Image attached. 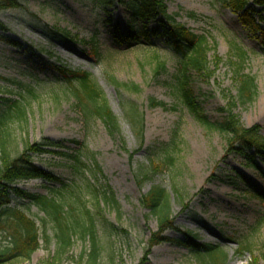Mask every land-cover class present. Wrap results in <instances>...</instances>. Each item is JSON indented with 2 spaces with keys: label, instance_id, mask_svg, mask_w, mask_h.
<instances>
[{
  "label": "rangeland",
  "instance_id": "374dc122",
  "mask_svg": "<svg viewBox=\"0 0 264 264\" xmlns=\"http://www.w3.org/2000/svg\"><path fill=\"white\" fill-rule=\"evenodd\" d=\"M19 1L20 9L0 13V98L20 102L26 112L25 120L9 124L7 149L14 156L27 147L33 166L72 189L61 191L56 199L65 207L73 234L71 245L58 250L53 223L35 206L13 198L10 209L22 211L39 228V249L30 260L0 264H86L91 240L82 235L81 226L89 227L90 222L82 214V204L94 224L97 264H203L206 259L188 249L159 241L187 235L197 245L219 247L226 255L224 264H264V203L246 193L264 197V163L256 159L259 172L245 167L241 157L227 155V138L199 125L180 104L167 86L173 85L176 58L161 39L128 40L131 27L142 26L134 22L128 0ZM163 2L175 23L205 37L209 58L221 60L212 79L193 81L197 101L211 121L218 117L216 110L236 95L234 68L229 64L230 56L237 59L233 47L246 53L243 73L254 78L257 97L251 104H237L234 114L245 128L258 127L264 138V53L259 35L218 0ZM260 14L254 18L264 28ZM154 26L150 22L148 29ZM49 30L63 36L49 38ZM92 37L96 38L91 43ZM156 59L166 62L168 73L154 80ZM63 66L86 73L96 83L117 118L119 138L109 136L101 121L82 119L56 71ZM113 81L135 85L139 92L116 87ZM150 100L165 108L150 109ZM122 102L143 117L141 146L124 118ZM172 140L167 163L159 148ZM148 149H156V155ZM74 157L86 167L79 166V174ZM94 164L100 169L95 189L112 195L114 205L102 201L96 205L85 192ZM12 185L45 197L51 196L49 189L58 188L40 179ZM153 186L169 195L173 229L160 232L156 218L140 203ZM10 219L8 214L0 219V251L10 247Z\"/></svg>",
  "mask_w": 264,
  "mask_h": 264
},
{
  "label": "trees",
  "instance_id": "16d2710c",
  "mask_svg": "<svg viewBox=\"0 0 264 264\" xmlns=\"http://www.w3.org/2000/svg\"><path fill=\"white\" fill-rule=\"evenodd\" d=\"M223 6L237 14L244 26L254 35H259V42L264 53V28L255 20V15L261 17L264 14V0H218ZM111 2L105 0L104 3ZM135 23L140 22L141 27H131L128 40L138 41L146 39L149 42L151 37L161 39V44L165 50L170 51L176 58L174 73L171 75L173 82L167 85L176 94L180 104L187 110L193 119L201 126L215 130L227 138L226 154L237 155L244 160L245 167L258 170L256 159H260L264 163V138L259 134L258 127L245 128L234 110L237 104L242 106L251 104L256 100L257 88L254 78L243 73V64L246 53L242 52L238 47L234 46L236 60L230 56L229 64L234 68L233 81L236 84V95L230 98L226 107L216 110L218 117L215 121H211L205 114L197 101L193 81L195 78L202 80H210L214 76V70L221 63V60L214 56L210 59L208 54L211 50L207 47L205 37L196 35L190 30L175 23L174 18L167 15L166 7L163 0H128L125 2ZM21 8L19 0H0V13L9 10H18ZM261 20H263L261 18ZM154 22L155 29L149 30L148 24ZM3 27L0 25V31ZM49 38L61 37L63 32L59 30H49ZM90 42H94V38ZM81 42V41H78ZM149 44V43H148ZM212 50H215L213 48ZM155 67L152 70L153 79L156 80L161 75H167L168 70L166 62L156 59ZM60 82L75 98V108L79 110V114L84 121L91 118L101 121L109 136L119 138L120 130L117 118L113 115L107 103L101 97L98 86L84 72L74 71L66 67L57 68ZM116 87L124 88L126 91L137 94L139 89L135 85L130 87L126 85H118L113 81ZM172 85V86H171ZM124 118L131 127L133 133L139 139L140 146L143 141L144 121L143 117L137 112V109L128 102L121 104ZM165 108V105L154 100L149 101V108ZM25 109L20 102L11 99L0 98V219L5 215H9L10 222V247L0 251V262L13 260H30L32 254L39 249V228L35 222L29 219L24 213L17 209H10L11 200L13 198L20 199L33 205L41 212L45 218L49 219L54 225V234L58 245V250L63 251L72 243L73 227L69 225L65 218V207L58 202L56 195L61 191L69 190L59 178L52 173L33 166L29 153L24 148L17 152L16 155H10L7 149L8 126L14 120H25ZM60 145H57L59 147ZM170 147H174V141L161 144L160 151L166 155L165 161L171 162L169 157ZM157 149V150H159ZM156 150V149H155ZM155 150L148 151L151 155H156ZM80 154V152H78ZM73 158V157H72ZM78 168L76 172H80L81 162L74 157ZM151 161V160H150ZM81 168H86L81 166ZM92 180L86 179L85 192L94 204L98 205L100 201L115 204L112 195L106 191L99 194L95 189L94 180L97 181L96 172L100 173V169L94 164ZM154 168V169H158ZM259 171V170H258ZM83 172V171H82ZM260 172V171H259ZM83 176V173H80ZM96 177V178H95ZM94 178V179H93ZM240 179V177H238ZM40 179L44 180L51 186L58 188L49 189L50 197L43 195L30 194L26 191L14 187L15 182L26 180ZM234 184V183H232ZM74 188V187H73ZM75 189V188H74ZM72 190V189H70ZM249 195L264 203V197L254 191H246ZM73 194V191H70ZM76 199L79 197L75 196ZM141 205L154 216L158 222L160 232L166 229H173L174 226L170 220L169 195L161 186H153L141 198ZM83 216L88 217L89 227L82 224V235H89L91 240V252L88 256L86 264H97L98 249L95 241L94 224L90 218V213L82 204ZM264 217V216H263ZM42 222H44L42 220ZM75 225H79L76 221ZM1 227V224H0ZM157 236H160L158 234ZM45 239H48L44 235ZM159 238V237H158ZM159 241L175 245L180 248L188 249L190 254L199 258L206 259L203 264H224L226 255L219 247H210L206 245L195 244L192 237L187 235L185 239H171L164 237ZM156 243H158L156 241Z\"/></svg>",
  "mask_w": 264,
  "mask_h": 264
}]
</instances>
